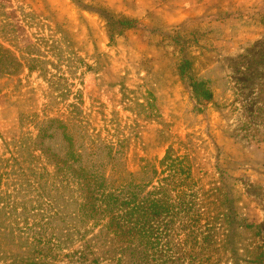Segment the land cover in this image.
Segmentation results:
<instances>
[{
  "label": "rangeland",
  "instance_id": "obj_1",
  "mask_svg": "<svg viewBox=\"0 0 264 264\" xmlns=\"http://www.w3.org/2000/svg\"><path fill=\"white\" fill-rule=\"evenodd\" d=\"M0 2L16 30L14 41L1 34L0 43L21 56L38 43L43 61L41 68H25L0 84V173L10 171L3 159L13 152L29 173L53 174L36 150L38 130L29 118L43 119L50 100L51 115H67L79 94L75 129L112 142L120 173L152 164L167 173L168 153L191 161L197 183L189 199L195 197V205L175 223L164 216L153 221L160 236L150 251L154 264H233L234 256L241 264H264V0ZM121 13L135 18L134 26L110 39L107 17ZM199 80H207L210 99L195 96ZM55 139L57 147L63 140ZM9 189L4 175L5 206ZM19 203L15 213L22 224L26 213L19 214ZM192 215H200L203 227L189 241L181 226ZM210 228L214 244L204 239ZM82 243L76 235L62 241L61 250L41 264H79L67 255L82 250Z\"/></svg>",
  "mask_w": 264,
  "mask_h": 264
},
{
  "label": "trees",
  "instance_id": "obj_2",
  "mask_svg": "<svg viewBox=\"0 0 264 264\" xmlns=\"http://www.w3.org/2000/svg\"><path fill=\"white\" fill-rule=\"evenodd\" d=\"M6 15L5 5L0 2V35L12 42L16 37L15 25ZM135 21L124 13L117 17L108 15L109 38L132 28ZM115 27L119 29L114 31ZM51 46L53 48V44ZM40 53L38 43L27 47L25 54L28 57L17 55L11 47L0 43V84L25 68H41ZM53 84L56 88L62 85L61 81ZM193 90L198 98L212 97L207 80L195 81ZM67 92L70 89L67 88ZM56 98L62 102L61 95ZM76 98L77 102L68 105L67 115H51L50 100L44 107L43 119L38 120V114L29 118L38 130L36 150L54 167L53 174L37 173L32 168L29 173L13 152L10 158L3 159L10 171L0 173V186L7 175L11 190L7 192V205L0 203L2 264H41L52 253L61 250L62 241L72 240L74 235L83 240L82 250L68 254L67 258L71 257L79 264H154L150 251L160 236L155 233L153 221L164 216L168 223L174 222L179 215H188L195 205V197L189 199V194L195 196L197 183L191 173V161L188 156L171 157L168 153L164 162H170L162 170L167 173L159 172L154 164L145 165L140 172L120 173L117 147L112 142L88 135L80 126L75 129L79 121L80 95ZM56 135L63 140L57 147ZM50 141L55 144H49ZM149 187L152 189L147 190ZM20 201L22 210L19 214L26 213L22 224L15 213ZM209 213L210 210L207 216ZM199 217L192 215L187 226H181L182 231L187 230L184 232L189 241L199 238L203 227ZM6 219L8 224L3 223ZM100 225L98 234L86 239ZM211 230L208 229L204 239L212 240L214 244L215 236ZM8 245L23 251H9L5 249ZM96 253L100 258L92 260L90 256ZM140 259L144 263L138 262ZM212 260L214 263L219 261L214 256ZM231 261L241 264L235 256Z\"/></svg>",
  "mask_w": 264,
  "mask_h": 264
},
{
  "label": "crops",
  "instance_id": "obj_3",
  "mask_svg": "<svg viewBox=\"0 0 264 264\" xmlns=\"http://www.w3.org/2000/svg\"><path fill=\"white\" fill-rule=\"evenodd\" d=\"M174 11H177V10H172V12H174ZM179 13H182V11H180ZM178 14V13H177ZM177 16V15H176Z\"/></svg>",
  "mask_w": 264,
  "mask_h": 264
}]
</instances>
